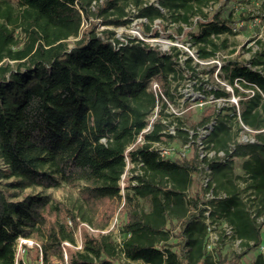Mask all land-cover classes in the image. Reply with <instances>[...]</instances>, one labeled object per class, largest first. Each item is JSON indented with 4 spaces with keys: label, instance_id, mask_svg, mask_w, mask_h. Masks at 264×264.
I'll use <instances>...</instances> for the list:
<instances>
[{
    "label": "trees",
    "instance_id": "16d2710c",
    "mask_svg": "<svg viewBox=\"0 0 264 264\" xmlns=\"http://www.w3.org/2000/svg\"><path fill=\"white\" fill-rule=\"evenodd\" d=\"M238 1L0 0V264H24L19 238L39 244L28 253H41L44 264L63 261L65 252L69 264H240L249 254L251 264H264V42L257 41L250 66L226 61L219 68L240 98L239 110L232 105L230 113L199 122L203 127L214 117L208 143L227 157L210 164L205 186L197 154L163 158L153 146L176 137L165 132L166 105L151 85L158 82L171 98L174 80L186 70L197 75L193 58L183 61L188 54L177 47L125 43L109 29L98 35L94 24L84 29L93 17L128 25L132 6L136 18L147 19L144 33L157 20L175 24L178 35L187 27L198 58L209 61L229 48L240 21L256 17L235 19ZM211 92L215 99L231 96L224 88ZM160 103L159 119L142 134ZM232 123L239 131L242 124L249 128L248 142L237 141ZM140 134L144 141L137 145ZM177 137L187 142L189 132L179 127ZM127 158L132 174L122 187ZM239 159L242 174L235 172ZM194 185L199 190L191 195ZM63 188L75 194L70 203L47 193ZM210 192L214 198L206 197ZM121 205L118 242L113 232L101 231ZM207 220L230 226L243 251L231 259L209 251ZM78 230L82 249L76 248ZM175 236L179 242H172Z\"/></svg>",
    "mask_w": 264,
    "mask_h": 264
},
{
    "label": "rangeland",
    "instance_id": "374dc122",
    "mask_svg": "<svg viewBox=\"0 0 264 264\" xmlns=\"http://www.w3.org/2000/svg\"><path fill=\"white\" fill-rule=\"evenodd\" d=\"M157 4V3H156ZM95 5V2L93 3ZM215 8L214 6L210 7L208 11H212ZM235 12L234 17L237 20L241 19V16H256L254 19L248 20L241 25H244L242 29H236L234 35L229 36V48L223 49L219 54L209 61H204L198 58L196 47L193 43L186 39L185 32L188 31L187 27L181 35L174 34V28H176L175 24L170 23H162L161 20L156 21L151 25V30L148 33H144V25L142 23H148L141 21L139 18H136L134 15L137 13L134 7H129L127 11L130 13L131 23L125 26L114 27L110 25H105L102 23V19L100 18H91V21L86 22L84 25V29H86L91 24L96 25V30L98 35L106 30L115 31L116 37H119L121 40L128 41L129 37L136 36L139 37L138 34L134 31H139L140 34L144 37V40L152 45L153 47H157L162 51H169L173 47H177L183 52H186L188 55H182V60L184 61L188 56L193 58L192 65L195 67L197 71V75L195 77L192 76L191 70H186L183 75V78H178L174 80L170 92L171 98H164L165 109L164 112L169 115V117H163L167 121H172L173 117H170L171 114L175 116H179L182 124L177 122V127L179 126L181 129L188 131L189 134L192 135L191 139V148L188 151L189 159H191L197 151V141L195 138V133L200 128L199 122L203 117L212 114L214 112H223L230 113V109L232 105H235L239 110V97L234 95L233 88L220 77L219 68L226 61H238L241 63H245L248 66L251 65L250 60L255 51L260 49V45L257 41L261 40L264 42V0H239L235 4ZM167 25V28H164V25ZM155 33H159L158 35ZM157 35V36H156ZM72 43V42H71ZM199 64V65H197ZM216 65L217 68L214 72H212V67ZM184 66V65H183ZM153 84H158V82L154 81ZM160 87L159 95L163 93V89ZM226 89L231 93L229 98H220L215 99L213 93L211 92L214 89ZM240 91L246 94H249V89H245L243 87H239ZM159 108L158 114L162 109V103ZM160 115L155 117V113L149 119L156 121L159 119ZM211 121H215L214 117L211 118ZM208 122V123H209ZM233 125V132H237V141H243L245 138H249V132L243 133L238 130V126L235 123ZM201 129V128H200ZM177 135V134H176ZM141 144V142L136 143ZM135 144V145H136ZM134 145V146H135ZM185 142L182 137H176L175 139L168 140V142L161 144L160 146L164 148H175L176 153H179L184 146ZM172 156V155H171ZM176 156V155H175ZM242 160H237L235 164V172L238 174H242L241 169ZM0 167L5 168L4 162L0 159ZM132 165L129 164L125 175L123 176L122 186L126 185L127 179L131 176ZM203 180V176L201 177V181ZM244 183H241V186L244 187ZM199 190L198 185H194L191 189L190 194H195L196 191ZM37 191H42V189H37ZM27 192H33V190L29 189ZM124 192V191H123ZM51 196L55 199L70 203L74 199V195L67 188L63 189H50L47 190ZM210 193L206 195L207 198H210ZM245 199L247 198L246 195ZM121 208L122 205L117 209L116 213L112 217L109 225L104 230H111L115 237H118L119 234V226L122 221L121 217ZM260 222H264V218L259 220ZM102 230L101 232L103 233ZM179 232V228L175 229V233ZM263 245L261 251L264 252V225H263ZM77 239L81 237L80 231L78 230L76 233ZM178 238L175 236L172 239V242H179ZM209 244L212 248H208L209 251H213L215 253V249L217 248L222 255H226L228 259H231L236 253H241L243 248L240 244L239 240L233 238V233L227 224L222 222L215 224V227L209 233ZM215 248V249H214ZM257 253H255L256 255ZM254 255L249 254L248 256L243 257L240 264H251ZM24 262L26 264H40L42 259V254L37 253L36 250H31L25 257H23ZM61 262V261H60ZM59 263V262H57ZM117 264H131L124 259H119Z\"/></svg>",
    "mask_w": 264,
    "mask_h": 264
},
{
    "label": "built area",
    "instance_id": "2783aa9c",
    "mask_svg": "<svg viewBox=\"0 0 264 264\" xmlns=\"http://www.w3.org/2000/svg\"><path fill=\"white\" fill-rule=\"evenodd\" d=\"M158 6V4H155ZM141 21L143 22H146L147 19L146 18H139ZM159 21V20H157ZM156 22V21H155ZM138 34V38L136 36L134 37H129V38H133V39H136V40H144V37L140 34L139 31H134ZM120 41H123L125 43H127L128 41H125V40H121L119 37H117ZM128 38V39H129ZM146 42V41H145ZM151 90L154 91V93L158 96L159 93L158 92H161L160 91V87L158 84H153L151 85ZM162 97L163 101H164V98H166L163 93H161V95H159ZM161 104H159L156 108H155V117H157L158 114V111H159V108H160ZM153 113V114H154ZM152 114V115H153ZM169 117V115L167 116ZM170 117H173V120L172 121H167L166 119H162V122L167 126V129L165 130V132H167L169 135L173 136V137H177L178 135V128L179 126L177 127V118H179V116H175L173 114L170 115ZM151 118V117H150ZM153 122L154 120H151L148 124V126L143 130L142 134L143 133H147L149 131H151L153 129ZM217 125V121H211L209 123H207L206 125H204L203 127H200L198 129V131L195 133V138L198 139V141L196 142L197 143V151H196V154L198 156V159L200 161V168L201 169H204V176H203V180H202V183L203 185H208V183L211 181V168H210V164L212 163H223L226 161L227 157L225 155V152L224 151H217L214 149V145L213 144H210L208 143V138L210 136V134L213 132L214 130V127ZM242 127H243V133H248L249 132V128L247 126H245L244 124H242ZM184 130V129H183ZM142 134L139 135L138 139H137V142H141L143 143L144 139H143V136ZM177 134V135H176ZM193 134H189V140L187 142H185V146L184 148L179 151V153H176V149L175 148H164L162 146H160L161 144L163 143H155L153 146L159 150L160 152V155L163 157V158H169V159H174V158H180V159H189V155H188V151L190 150L191 148V137H192ZM248 135V134H247ZM249 141V138H245L243 139V141H238V142H248ZM134 145L131 146L129 148V150L133 149ZM172 155V156H171ZM176 155V156H175ZM127 161H128V166H129V159L127 158ZM125 175V174H124ZM123 175V176H124ZM121 185H122V182H121ZM123 187V186H122ZM122 192H123V189H122ZM210 198H214L212 192H210ZM222 196L224 195H220L219 198H221ZM206 215H209V212H206ZM208 222V228H209V233L212 231V229L215 227V224H211L209 220H207ZM69 224L71 225V222L69 221ZM88 226V225H87ZM90 228V230L92 231H95L93 228H91L90 226H88ZM231 228V227H230ZM232 230V229H231ZM111 230L107 229V230H104L103 233H109ZM112 232V231H111ZM117 241L118 242H121V235H119L118 237H116ZM38 245V243H36L34 240L32 239H25V238H19L18 241H17V256L18 257H21L23 259V257H25L27 254H28V250L30 248H32L34 245ZM65 245H70V243L68 242H65L64 243ZM83 245H82V240H81V237H79V239H77V244H76V248L77 249H82ZM208 248H212L210 244H208ZM24 264H26L24 262ZM40 264H44V261H41ZM57 264H69L68 262V256L66 254V252L64 253V260L57 263Z\"/></svg>",
    "mask_w": 264,
    "mask_h": 264
}]
</instances>
